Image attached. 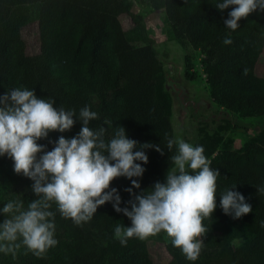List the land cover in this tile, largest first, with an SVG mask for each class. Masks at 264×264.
<instances>
[{
  "label": "trees",
  "instance_id": "trees-1",
  "mask_svg": "<svg viewBox=\"0 0 264 264\" xmlns=\"http://www.w3.org/2000/svg\"><path fill=\"white\" fill-rule=\"evenodd\" d=\"M169 26L174 39L186 42L202 55L207 74L209 95L225 111L240 118L264 116V77L255 74L256 64L264 50V11H256L238 21L235 31L223 21L231 6L224 11L215 5L222 0H148ZM129 0H0V96L22 87L33 90L38 98L54 100L76 114L88 107L98 118L89 127L105 129L110 140L116 128H125L126 136L139 145H159L143 149L148 163L140 184L133 194H140L156 182H163L174 165L167 139H174L171 126V100L163 87L161 63L141 20L131 11ZM129 17L133 27L123 30L120 18ZM31 22L37 27L38 52L28 53L23 29ZM230 37L232 43L223 40ZM186 70L192 69L189 56ZM245 69L247 73L245 74ZM187 78H192L188 72ZM76 121L70 131L50 132L37 141L51 151L60 136L72 138L81 128ZM211 167L218 169L216 204L209 229L196 261H188L171 242L166 249L167 264H264V137L234 150L216 137L212 142H199ZM42 154V153H41ZM40 155V154H38ZM33 181L13 171V161L0 157V210L9 201L23 200L25 207L35 199ZM235 185V188H232ZM121 197L123 208L133 198L125 189L131 180L119 177L112 181ZM232 188V189H231ZM237 191L253 211L235 224L219 207L220 194ZM52 211H56L53 204ZM6 217L0 212V223ZM227 223V224H226ZM117 224L131 226V221L117 213L111 202L98 207L93 218L77 226L55 215L54 238L57 245L42 257L22 247L15 258L0 253V264H155L145 242L131 238L122 246L114 238ZM232 241H240L232 246Z\"/></svg>",
  "mask_w": 264,
  "mask_h": 264
},
{
  "label": "clouds",
  "instance_id": "clouds-1",
  "mask_svg": "<svg viewBox=\"0 0 264 264\" xmlns=\"http://www.w3.org/2000/svg\"><path fill=\"white\" fill-rule=\"evenodd\" d=\"M230 6L223 23L235 31L240 27L238 21L264 11V0H222L215 5L220 11ZM223 43L229 45L232 40L226 37ZM244 71L246 74L247 69ZM53 104L54 100L38 98L33 90L22 87L0 96V157L11 158L13 171L33 181L31 190L36 197L27 207L23 200L14 199L0 210L6 217L0 223V253L15 258L23 247L26 253L42 257L58 243L54 238L56 212L80 226L93 218L98 207L111 202L117 213L131 221V226L117 224L114 228V238L122 246L131 238L145 240L164 232L188 261H196L209 232L203 221L211 219L217 208L220 176L219 170L210 166L203 146H193L180 138L167 139L169 151L176 146L171 156L174 167L166 172L163 182L133 194L140 184L132 178L141 177L145 171L135 162L148 163L143 149L154 148L163 155L162 148L145 143L139 145L141 150L133 151L137 142L127 138L122 126L106 141L103 127H89L90 121L98 118L96 112L84 107L77 115L74 110ZM74 117L81 122L77 135L60 136L51 151L37 143L50 132L70 131L76 122ZM119 177L131 180V187L125 189L133 196L127 202L130 208L119 206L121 197L116 188L110 187ZM219 197L222 212L233 219L253 211L237 191L226 189ZM53 204L55 212L51 210Z\"/></svg>",
  "mask_w": 264,
  "mask_h": 264
},
{
  "label": "rangeland",
  "instance_id": "rangeland-1",
  "mask_svg": "<svg viewBox=\"0 0 264 264\" xmlns=\"http://www.w3.org/2000/svg\"><path fill=\"white\" fill-rule=\"evenodd\" d=\"M129 1L132 4L131 11L148 30L161 63L163 87L171 100L170 121L174 139L180 138L194 146L199 142H212L218 137L221 143H227L232 149L243 150L248 144L264 137V116L244 119L218 107L209 95L207 74L211 71L204 69L201 53L186 42L176 41L161 13L154 10L148 0ZM120 21L125 32L133 27L129 17H121ZM22 34L28 53L35 55L38 52L35 22L27 25ZM185 56H189L191 60L192 69L189 71L186 70ZM186 72L192 78H187ZM255 74L264 77V50L256 64ZM151 188L152 186L144 191ZM236 222L237 220L230 218L227 223ZM141 241L145 242L155 264L169 262L171 257L166 246L171 241L164 232ZM239 243L240 241H232L231 245L237 246Z\"/></svg>",
  "mask_w": 264,
  "mask_h": 264
}]
</instances>
